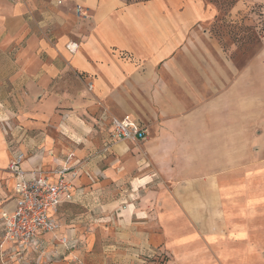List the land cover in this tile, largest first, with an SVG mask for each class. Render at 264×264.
Returning a JSON list of instances; mask_svg holds the SVG:
<instances>
[{"label":"crops","instance_id":"crops-1","mask_svg":"<svg viewBox=\"0 0 264 264\" xmlns=\"http://www.w3.org/2000/svg\"><path fill=\"white\" fill-rule=\"evenodd\" d=\"M14 1L0 0V169L19 150L30 178L56 180L69 153L78 173L54 215L69 248L40 233L43 255L24 257H84L87 237L101 264L251 241L260 227L249 61L239 67L236 43L212 31L217 10L203 0ZM125 114L145 140H111V119ZM14 186L1 215L16 208Z\"/></svg>","mask_w":264,"mask_h":264},{"label":"rangeland","instance_id":"rangeland-1","mask_svg":"<svg viewBox=\"0 0 264 264\" xmlns=\"http://www.w3.org/2000/svg\"><path fill=\"white\" fill-rule=\"evenodd\" d=\"M203 1L217 10L218 19L212 24V31L224 44L232 40L238 46L235 55L239 67L249 61L253 136L254 140H257L254 143V151L260 230L252 232L251 241L233 242L227 248L223 247L222 243L213 251L202 247L188 251L186 257L182 259H180L182 253L177 248L170 253L157 251L144 257L141 264H199V260L205 257L211 259L212 264H264V0ZM21 2L25 3L26 0ZM29 12H32L31 8ZM32 23L41 30L51 29L50 24L45 23L43 26L35 17ZM7 143L10 145V141ZM104 148L99 153H105ZM12 187L13 177L8 168L0 169V202L12 195ZM240 202L245 203V200ZM1 212L0 210V215ZM4 242V238L0 237V264H38L33 258L24 257L26 253L20 256L14 249L5 250L7 242ZM79 246L88 249L84 257L60 259L58 264H101L96 254L97 250L96 252L91 250V247L96 249V242L88 241L87 237ZM210 252H213L214 256L210 255Z\"/></svg>","mask_w":264,"mask_h":264},{"label":"built area","instance_id":"built-area-1","mask_svg":"<svg viewBox=\"0 0 264 264\" xmlns=\"http://www.w3.org/2000/svg\"><path fill=\"white\" fill-rule=\"evenodd\" d=\"M64 1L57 0L55 3L59 5ZM75 6L77 16L83 20H89L91 17L89 8L80 4ZM78 46L77 41L67 45L71 52H75ZM91 87L92 84L90 89ZM111 126L112 141L137 142L147 138V128L130 114L113 117ZM111 145L112 142H109L104 151L107 152ZM9 159L8 171L15 179L16 208L13 212L4 211L1 215L4 222V241L12 243L20 256L30 249L39 252L40 256L43 255L40 233H52L60 245L65 249L69 248L71 238L68 235L58 238L57 235L62 225L54 215L59 212L62 202L71 198L73 181L78 175L74 171L76 164L71 162L74 154L67 155L63 166L56 171L58 173L56 180H51L49 175L42 170L36 171L33 177H28L23 168L26 155L22 151H12ZM55 254L59 255L60 252L56 251Z\"/></svg>","mask_w":264,"mask_h":264},{"label":"trees","instance_id":"trees-1","mask_svg":"<svg viewBox=\"0 0 264 264\" xmlns=\"http://www.w3.org/2000/svg\"><path fill=\"white\" fill-rule=\"evenodd\" d=\"M138 1H148V0H133L131 2L127 1L128 3L138 2Z\"/></svg>","mask_w":264,"mask_h":264}]
</instances>
